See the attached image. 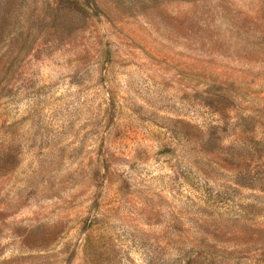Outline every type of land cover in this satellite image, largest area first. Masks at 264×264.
<instances>
[{"label":"rangeland","instance_id":"rangeland-1","mask_svg":"<svg viewBox=\"0 0 264 264\" xmlns=\"http://www.w3.org/2000/svg\"><path fill=\"white\" fill-rule=\"evenodd\" d=\"M0 264H264V0H0Z\"/></svg>","mask_w":264,"mask_h":264}]
</instances>
